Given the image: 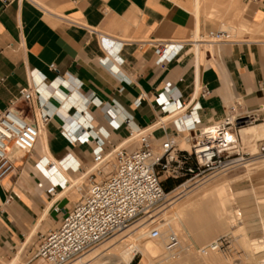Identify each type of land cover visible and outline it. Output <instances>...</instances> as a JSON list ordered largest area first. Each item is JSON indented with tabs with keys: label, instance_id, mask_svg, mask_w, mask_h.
Segmentation results:
<instances>
[{
	"label": "crops",
	"instance_id": "obj_1",
	"mask_svg": "<svg viewBox=\"0 0 264 264\" xmlns=\"http://www.w3.org/2000/svg\"><path fill=\"white\" fill-rule=\"evenodd\" d=\"M226 29L239 38L204 43ZM160 42L184 47L159 64ZM0 51V110L32 87L33 102L14 111L29 122L50 116L34 151L18 158L14 150V170L0 178V264H42L30 261L41 235L100 177H85L98 141L109 151L137 129H149L155 146L187 138L179 116L163 122L172 115L162 113L160 94L181 95L188 110L199 103L202 125L233 107L264 109V0H0Z\"/></svg>",
	"mask_w": 264,
	"mask_h": 264
},
{
	"label": "built area",
	"instance_id": "obj_2",
	"mask_svg": "<svg viewBox=\"0 0 264 264\" xmlns=\"http://www.w3.org/2000/svg\"><path fill=\"white\" fill-rule=\"evenodd\" d=\"M229 42L231 37L226 31L211 32L204 40L209 45ZM183 47L184 43H155L158 63L173 59ZM35 90L32 87L21 89L10 106L0 110V178L14 170V144L18 143L25 153H31L38 144L41 127L50 121L47 113L40 112L37 122H29L13 109L20 101L31 104ZM209 94L208 90H202L203 97ZM142 100V97L137 99L134 106L139 107ZM93 101L97 102L96 99ZM156 102L165 115L180 112L178 116L187 132L191 150L180 149L175 141L177 137H170L162 144L161 153H157L149 129L132 131L133 137L129 141L109 151L104 150L105 142L98 141L94 150V164L97 166L96 175L104 178L100 182L93 179L89 181L88 192L72 210L65 213L60 226L41 235L37 248L31 253L30 261L70 264L158 210L170 194L165 189L160 173L168 174L169 178L176 181L188 182L207 174L243 167L252 159L264 158V146L253 156L247 152L240 137L243 127L264 118V109L243 112L233 107L230 115L223 121L202 125L197 116L201 110L199 103L191 102L188 110L181 95L170 90L160 94ZM125 120L131 124L130 119ZM110 122L115 127L121 125L114 120ZM80 140L87 141L89 136ZM133 141L138 146L136 149L131 148ZM113 159L117 163L116 170L110 177H105L104 168ZM55 211L61 212L58 207H55ZM150 235L152 239H157L162 234L158 228H153ZM222 247V242H215L202 248L200 252L208 254L219 251ZM179 249L178 237L169 235L166 241L167 253L176 255Z\"/></svg>",
	"mask_w": 264,
	"mask_h": 264
},
{
	"label": "rangeland",
	"instance_id": "obj_3",
	"mask_svg": "<svg viewBox=\"0 0 264 264\" xmlns=\"http://www.w3.org/2000/svg\"><path fill=\"white\" fill-rule=\"evenodd\" d=\"M227 30L228 29H226L225 31ZM238 38L239 36L235 37V32L232 31L231 39L237 40ZM263 124L264 118H262L261 121L254 123L252 127L261 126ZM240 137L243 145L247 149V152L251 153L253 156L257 155L261 147L264 146V135L261 137L255 136L253 139L251 138L247 140L244 139L241 130ZM165 141L166 139L161 143L156 144L157 153H161L162 144ZM176 142L178 145H180V143H182V140ZM263 161L264 158L252 159L250 163L243 167L214 174H207L205 175V177L196 178L188 182H186L185 180L176 181L172 178H169L168 174L160 173V177L164 183L165 188H172V191L170 193L178 189L177 193H179V197L190 191L188 195L180 198L178 201H176V203L173 204V206H169L170 203L166 200L158 210L154 211L150 215L145 216L141 221L134 223L126 230H123L100 246L91 250L87 253L88 255L85 254L84 256L70 264H78V261L85 259L91 255L93 256L95 252L97 253L103 251L105 252L104 254H110V252H112L111 250H113L114 247L120 246L123 241L132 243V239H128L129 237H125L121 242H119V239L122 236L124 237L125 234H127V231L137 229L140 225L147 226L145 234H147V238H149V240H154L150 238L151 230L153 228H158L162 236H164V243L163 241L159 242H161V244H163L164 246L167 237L173 233V230L176 231V214L180 213L182 209H184L188 204L196 202L195 206H199V203H201V200L204 198V193L209 190H214L215 188H218L222 185H226L230 190L233 191L234 201L232 202L230 209L232 210V212L239 211V213L242 214V217H239L240 219L238 221H235L236 223L233 221V224H230L229 232L227 234L216 236L202 243L196 240L194 235H190L188 229L186 230L187 227L183 225V229L189 237L188 239H184L181 241L182 238L179 236L181 249L178 250L177 255L174 257L175 260L173 259L174 262L172 261L171 264H250L249 253L251 247L249 246V242L251 241L252 243L253 240L256 242L258 240L259 243L264 242V169H253L254 167L258 166V162ZM116 165L117 163L113 159L110 164L106 168H104L105 177H110L112 173H114V171L116 170ZM93 166L94 165H92L90 169ZM102 178L104 177H98V182H100ZM89 185V181H86L83 192L79 193L81 199L83 195L88 192ZM234 212L232 213L233 215ZM120 234L123 235L121 237H117ZM207 234H209V232H207ZM142 240H140L139 242H142ZM215 242L223 243V247L219 251L209 252L208 254H203L200 252L202 248L208 247ZM112 243H115L116 245L114 246V244ZM109 246L114 247L112 248ZM190 248H192V250ZM215 256L217 260L213 259L215 258ZM167 257L168 256L164 254L163 257H160L157 260L155 259L153 260V262H148L147 264H167ZM186 257H189V262L186 261ZM143 259L144 257L142 256V254L138 253L130 264H142ZM38 262L46 264L41 260H38ZM98 263V261H94L92 264ZM251 263L264 264V257L262 256V253L258 254ZM23 264H26V262H23Z\"/></svg>",
	"mask_w": 264,
	"mask_h": 264
},
{
	"label": "bare ground",
	"instance_id": "obj_4",
	"mask_svg": "<svg viewBox=\"0 0 264 264\" xmlns=\"http://www.w3.org/2000/svg\"><path fill=\"white\" fill-rule=\"evenodd\" d=\"M179 114L180 112H176L171 117L164 119L163 122H165L167 119L169 120L173 119L174 117H177ZM252 125L245 126L241 129L244 139L248 140L251 138L253 139L255 136L261 137L264 135V124L261 126H257V127H252ZM182 145L185 147V149H182V150H186V149L187 151L191 150V144L188 142L187 138L182 140ZM14 149H15L16 156L18 158L23 157L24 151L20 148L18 143L14 144ZM68 161H66L65 163H62V165L66 167L67 169L70 168L73 170V168L71 167L72 162H69L70 164L68 165ZM257 165L258 166L253 168L254 170L264 169V161L258 162ZM73 166H75V163L73 164ZM79 168L80 167L78 166L77 169L75 170H79ZM96 169H97V166H95L94 164V166L91 169H88L85 172V177L87 178L89 175L95 173ZM78 183L79 182H76L75 184H78ZM177 190L168 194L166 200L167 202L170 203L169 206L171 205L173 206V204L176 203V201H178L183 196L188 195V193L190 192L189 191L188 193H185L184 195L179 197V193H177ZM201 201H202L201 203H199L198 201L199 206H195L196 202L192 204L187 203L188 205L184 209H182L180 213L176 214L175 219L177 220V223L176 224L174 223L176 231L173 230L172 234L176 235L178 239L180 236L182 238L181 241L184 239H188L189 237L188 234H186V232L184 231L183 225L187 227L186 230L188 229L190 235L191 234L194 235L196 240L202 243L216 236L227 234L229 232L230 224L231 223L233 224V221L234 222L238 221L240 219L239 217H242V214L239 213V211L238 212L233 211L234 215L232 214L233 212L230 209V206L232 205V202L234 201V194H233V191L230 190L226 185H222V186H219L218 188H215L214 190L207 191L206 193H204V198ZM146 227L147 226L140 225L138 226L137 229H134L132 231H127L126 232L127 234H125L124 237L122 235L125 232L117 236V237L122 236L120 239L118 238L119 242H121L125 237H129L128 239H132V243H127L123 241L122 244L117 247H114L116 244L112 243L114 244L113 246L114 248L112 246H109L113 248V250H111L112 252L109 251L110 254H104L105 252L103 251L97 252V253L95 252L93 256L91 255L85 259L78 261V264L79 263L80 264H92L94 261H98L99 262L98 264H130L134 260L136 254L138 253L142 254V256L144 257L142 264H147L148 262H151V261L153 262V260L155 259L157 260L158 258L163 257L164 254L168 256L167 264H171L172 261L174 262L175 260L174 257L177 254L172 255V254L167 253L166 243L163 246V244L159 242V241H163L164 243V236L161 235V237L157 239L149 240V238H147L148 237L147 234H145ZM207 232H209V234H207ZM150 238H151V235H150ZM140 240H142V242H139ZM166 241L167 239L165 240V242ZM179 243H180V249H181L180 239H179ZM249 243H250L249 246L251 247V250H250V253L249 252L247 253H249L250 264H253L251 262H253V260L258 254L262 253V256L264 257V242L259 243L258 240L257 242L253 240L252 243L251 241ZM192 248L190 249L192 250ZM186 259H187L186 261L189 262V257H186ZM213 259L215 260L216 256Z\"/></svg>",
	"mask_w": 264,
	"mask_h": 264
},
{
	"label": "trees",
	"instance_id": "obj_5",
	"mask_svg": "<svg viewBox=\"0 0 264 264\" xmlns=\"http://www.w3.org/2000/svg\"><path fill=\"white\" fill-rule=\"evenodd\" d=\"M165 189H166L167 193H170V192L172 191V190H171L172 188H168V189L165 188Z\"/></svg>",
	"mask_w": 264,
	"mask_h": 264
}]
</instances>
